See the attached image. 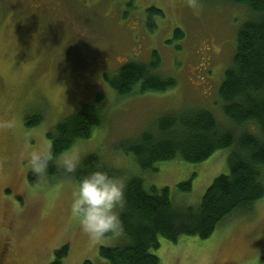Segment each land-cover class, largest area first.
I'll list each match as a JSON object with an SVG mask.
<instances>
[{
    "label": "rangeland",
    "instance_id": "1",
    "mask_svg": "<svg viewBox=\"0 0 264 264\" xmlns=\"http://www.w3.org/2000/svg\"><path fill=\"white\" fill-rule=\"evenodd\" d=\"M151 7L164 12L155 34L146 25ZM253 16L233 0H193V6L189 0H0V120H16L13 129H0V253L6 239L12 243L0 264H52L55 250L67 244L70 253L62 264L88 259L109 264L100 248L124 241L123 235L92 241L82 233L70 216L77 184L72 178L29 180L26 154L51 145L47 134L97 93L104 95L106 124L72 147L80 162L98 153L120 176H140L149 188L169 187L175 206L198 208L213 181L229 172L231 149L200 163L160 162L153 172H143L123 149L169 113L208 109L221 125L234 127L219 91L238 31ZM176 28L185 31L184 39L172 38ZM154 50L162 58L159 74L175 78L177 86L120 99L105 76L116 75L129 61H150ZM40 115L45 120L29 128L26 117ZM235 129L262 136L256 123ZM189 179L193 191L180 192L179 183ZM160 242L152 252L161 264H193L189 253L200 248L211 252L213 264H264V197L206 240L184 236L177 243Z\"/></svg>",
    "mask_w": 264,
    "mask_h": 264
},
{
    "label": "trees",
    "instance_id": "2",
    "mask_svg": "<svg viewBox=\"0 0 264 264\" xmlns=\"http://www.w3.org/2000/svg\"><path fill=\"white\" fill-rule=\"evenodd\" d=\"M233 1L248 7L254 14L238 31L232 66L226 71L219 91L223 112L234 127L221 125L208 109L169 113L158 120L154 130L142 133L123 149L143 172L156 171V164L160 162L200 163L218 150L231 149L229 172L213 181L198 208L175 206L169 187L149 188L142 177H127L126 206L121 213L124 241L119 246H102L99 250L109 264H161L160 258L152 252L161 246V238L174 243L184 236L206 240L220 224L238 213L250 212L264 197V0ZM160 17H164L162 10L147 9L146 25L150 33L159 30ZM185 34L184 30L176 28L172 38L182 40ZM161 64V55L154 50L150 61H129L116 75L105 76V79L120 99L146 92H165L176 87L177 80L161 76ZM103 101L104 95L97 93L93 101L82 104L78 112L64 118L47 134L55 156L70 151L77 142L90 139L95 129L105 126ZM44 120L42 115L27 116L26 124L35 128ZM249 123L259 125L261 137L248 130L237 134L235 128ZM98 168L120 176L98 153H91L82 159L75 173L66 174L50 166L47 178L55 182L70 177L77 183ZM29 180L40 184L34 173H30ZM178 189L191 193L193 179L179 183ZM69 253L68 244L55 250L52 264H62ZM83 264L95 263L88 259Z\"/></svg>",
    "mask_w": 264,
    "mask_h": 264
},
{
    "label": "clouds",
    "instance_id": "3",
    "mask_svg": "<svg viewBox=\"0 0 264 264\" xmlns=\"http://www.w3.org/2000/svg\"><path fill=\"white\" fill-rule=\"evenodd\" d=\"M193 6V0H189ZM16 126L15 117L0 120V129L11 130ZM26 160L38 183L47 182L48 169L55 166L66 174L77 171L80 157L74 150L55 156L51 145L31 150ZM127 177L111 175L98 168L83 176L71 193L70 216L79 223L82 233L92 241H99L108 235L119 237L125 229L121 213L126 206ZM193 264H213L211 252L200 248L189 253Z\"/></svg>",
    "mask_w": 264,
    "mask_h": 264
},
{
    "label": "flooded vegetation",
    "instance_id": "4",
    "mask_svg": "<svg viewBox=\"0 0 264 264\" xmlns=\"http://www.w3.org/2000/svg\"><path fill=\"white\" fill-rule=\"evenodd\" d=\"M11 240L10 239H6L5 242H4V246H2V249H1V253H0V257H5L6 254L8 255L10 253V250H11ZM3 255V256H2Z\"/></svg>",
    "mask_w": 264,
    "mask_h": 264
}]
</instances>
